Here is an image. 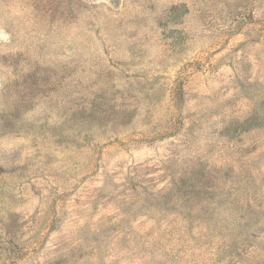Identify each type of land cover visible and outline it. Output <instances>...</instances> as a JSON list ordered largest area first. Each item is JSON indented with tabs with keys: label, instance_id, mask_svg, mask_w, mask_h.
Returning a JSON list of instances; mask_svg holds the SVG:
<instances>
[{
	"label": "rangeland",
	"instance_id": "rangeland-1",
	"mask_svg": "<svg viewBox=\"0 0 264 264\" xmlns=\"http://www.w3.org/2000/svg\"><path fill=\"white\" fill-rule=\"evenodd\" d=\"M0 264H264V0H0Z\"/></svg>",
	"mask_w": 264,
	"mask_h": 264
}]
</instances>
